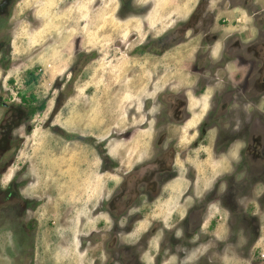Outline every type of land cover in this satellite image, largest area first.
<instances>
[{"label": "flooded vegetation", "instance_id": "flooded-vegetation-1", "mask_svg": "<svg viewBox=\"0 0 264 264\" xmlns=\"http://www.w3.org/2000/svg\"><path fill=\"white\" fill-rule=\"evenodd\" d=\"M21 1L0 0V54L14 41L11 20ZM167 2L163 8L154 0L94 4L112 13L117 33L118 23L141 27L144 40L129 56L166 61L146 114L155 127L151 147L139 149L132 161L107 149L95 155L102 173L111 177L94 207L95 228L78 240L83 251L97 246L103 264H211L215 249L224 257L231 229L241 233L242 224H250L254 244L263 231V207L253 203L247 210L244 204L264 184V0ZM29 17L42 24L36 10ZM134 31L116 38L115 46L128 49L138 39ZM98 51L79 53L73 68L85 69ZM24 103L0 98V210L13 204L21 219L30 208L25 171L20 168L8 182L5 177L22 142L14 143L15 130L22 125L32 130L31 118L42 111L32 115L30 103ZM50 128L73 140L68 131ZM163 205L171 210H161ZM234 215H244V222L232 225ZM221 221L228 226L226 236L219 232Z\"/></svg>", "mask_w": 264, "mask_h": 264}, {"label": "rangeland", "instance_id": "rangeland-1", "mask_svg": "<svg viewBox=\"0 0 264 264\" xmlns=\"http://www.w3.org/2000/svg\"><path fill=\"white\" fill-rule=\"evenodd\" d=\"M96 1L22 0L13 9L14 41L8 53L0 54V98L20 105L25 104L23 95L29 99L34 94L36 104L45 100L46 105L31 118L32 130L23 125L15 130L14 143L22 142L5 180L23 167L21 177L30 208L23 219L13 204L0 210V215L9 218L0 219V264H103L97 246H83V251L78 240L95 228L94 207L111 177L102 173L95 155L107 149L113 156L128 154L132 161L139 149L152 145L155 127L146 114L149 100L157 98L166 61L129 56L145 33L132 22L118 23L117 33L112 13L103 4L94 8ZM114 1L102 0L104 4ZM166 1L154 0L162 8ZM35 10L40 26L29 17ZM108 26L114 31H108ZM134 29L139 34L136 42L125 50L117 48L116 38L126 39ZM3 31L7 32L5 25ZM91 48L99 50V57L90 60L85 69L73 68L81 59L79 53ZM30 70L38 79L27 84ZM56 106L59 110L50 127L68 131L73 135L70 142L61 132L44 127ZM91 138L94 140L89 141ZM249 195L252 197L244 204L247 210L253 203L264 209V184ZM158 206L161 208L160 203ZM243 217L232 216V225L243 223ZM247 221L254 223L252 217ZM242 226L241 233L231 229L224 257L220 259L215 249L211 264H254L260 260L250 224ZM227 228L224 221L219 223V232L225 236ZM262 230L258 240L263 243L264 218ZM211 246L214 249L217 244Z\"/></svg>", "mask_w": 264, "mask_h": 264}, {"label": "trees", "instance_id": "trees-1", "mask_svg": "<svg viewBox=\"0 0 264 264\" xmlns=\"http://www.w3.org/2000/svg\"><path fill=\"white\" fill-rule=\"evenodd\" d=\"M28 75H29V78L27 80V84H31L32 82H34V81H36L38 79V77L34 73V70L28 71ZM29 97L30 98L28 99V97L26 95H23L22 98L25 101H28L30 103V108H31L30 113L32 115H34L39 109L40 110H43L45 108V105H46V101L45 100L42 101V103L40 104V106L34 107L33 106V102H35L37 100V97L34 94H31Z\"/></svg>", "mask_w": 264, "mask_h": 264}, {"label": "built area", "instance_id": "built-area-1", "mask_svg": "<svg viewBox=\"0 0 264 264\" xmlns=\"http://www.w3.org/2000/svg\"><path fill=\"white\" fill-rule=\"evenodd\" d=\"M263 233V231H262ZM261 233V234H262ZM260 240H258V242L256 243L255 249L257 250V257L260 260H264V242H259Z\"/></svg>", "mask_w": 264, "mask_h": 264}, {"label": "water", "instance_id": "water-1", "mask_svg": "<svg viewBox=\"0 0 264 264\" xmlns=\"http://www.w3.org/2000/svg\"><path fill=\"white\" fill-rule=\"evenodd\" d=\"M254 264H264V260L256 261V262H254Z\"/></svg>", "mask_w": 264, "mask_h": 264}]
</instances>
